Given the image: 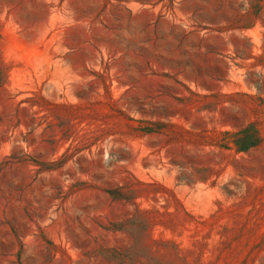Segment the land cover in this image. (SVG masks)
Wrapping results in <instances>:
<instances>
[{"label": "rangeland", "instance_id": "1", "mask_svg": "<svg viewBox=\"0 0 264 264\" xmlns=\"http://www.w3.org/2000/svg\"><path fill=\"white\" fill-rule=\"evenodd\" d=\"M0 264H264V0H0Z\"/></svg>", "mask_w": 264, "mask_h": 264}]
</instances>
